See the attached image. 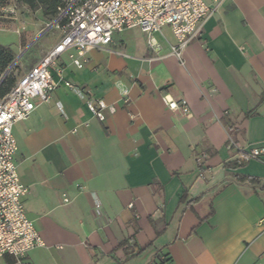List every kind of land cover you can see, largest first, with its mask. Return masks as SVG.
Wrapping results in <instances>:
<instances>
[{
    "label": "crops",
    "instance_id": "crops-1",
    "mask_svg": "<svg viewBox=\"0 0 264 264\" xmlns=\"http://www.w3.org/2000/svg\"><path fill=\"white\" fill-rule=\"evenodd\" d=\"M166 27L154 34L159 53L134 28L82 68L60 57L77 89L61 82L13 127L26 214L44 245L3 264H264V154L246 159L264 146V0H224L181 56ZM86 93L115 112L100 121Z\"/></svg>",
    "mask_w": 264,
    "mask_h": 264
},
{
    "label": "built area",
    "instance_id": "built-area-1",
    "mask_svg": "<svg viewBox=\"0 0 264 264\" xmlns=\"http://www.w3.org/2000/svg\"><path fill=\"white\" fill-rule=\"evenodd\" d=\"M224 0H60L55 27L61 36L57 44L23 75L19 76L10 91L0 99V264L5 256L23 260L28 252L44 241L34 221L25 210L24 196L28 193L18 175L16 164L17 141L14 125L27 119L43 103L51 100L58 85L63 82L71 89L76 86L67 80L60 65V57L67 54L72 63L82 68L86 54L92 49H103L113 41L115 33L138 28L146 33L150 49L159 53L162 44L156 32L170 27L176 43L171 51L181 56L184 48L200 38L204 23L213 10ZM18 0H11L0 9V16L18 19ZM52 21V22H53ZM92 114L105 121L107 112L116 108L90 93L84 94ZM124 102H129L127 89L122 92ZM171 110L188 111L184 100L167 99ZM240 147L233 139L229 147ZM264 146L254 147L246 159H260ZM69 202V198L64 199ZM264 223V220L263 222Z\"/></svg>",
    "mask_w": 264,
    "mask_h": 264
},
{
    "label": "rangeland",
    "instance_id": "rangeland-1",
    "mask_svg": "<svg viewBox=\"0 0 264 264\" xmlns=\"http://www.w3.org/2000/svg\"><path fill=\"white\" fill-rule=\"evenodd\" d=\"M10 2L11 0H6V4ZM42 16H44L42 9H32L24 4L22 0H19L18 19L0 16V43L16 50L20 39L22 44L20 51H22L27 45L23 41L24 33H31L36 29L35 25L39 19L43 18ZM53 20L54 18L51 19L49 23ZM166 28L167 27L164 29ZM18 32H20V34ZM60 36L61 33L55 26L44 33L42 37L16 62V68L14 70L15 75L17 77L23 75L46 54L50 43H52V41H57ZM156 36L158 35L156 34ZM20 51L15 52L16 56Z\"/></svg>",
    "mask_w": 264,
    "mask_h": 264
},
{
    "label": "trees",
    "instance_id": "trees-1",
    "mask_svg": "<svg viewBox=\"0 0 264 264\" xmlns=\"http://www.w3.org/2000/svg\"><path fill=\"white\" fill-rule=\"evenodd\" d=\"M22 2L28 5L32 9H39V8L42 9L44 17L48 20H51L56 17L57 9L58 6L60 5V0H22ZM3 5H6V0H0V9ZM15 58H16V53L12 49V47L0 43V80L3 77V80L0 84V99L10 91V89L15 84L18 78L14 73V70L16 68L15 65L5 75L6 71L12 65ZM243 162L244 161H241L240 164H242ZM201 167L203 166L201 165ZM241 178L242 177H240L239 179ZM250 180H253V178H250ZM152 223L157 228V222L152 220ZM157 231L159 233L161 230L157 229ZM163 261H167V255H165V259Z\"/></svg>",
    "mask_w": 264,
    "mask_h": 264
},
{
    "label": "water",
    "instance_id": "water-1",
    "mask_svg": "<svg viewBox=\"0 0 264 264\" xmlns=\"http://www.w3.org/2000/svg\"><path fill=\"white\" fill-rule=\"evenodd\" d=\"M56 24V21H53L49 24H47V26L34 38V40L32 42H30L15 58L14 62L12 63V65L8 68V70L6 71L5 75L12 69V67L16 64V62L22 57V55L28 51L35 43L36 41L44 34L46 33L49 29H51L52 27H54ZM3 80V77L2 79L0 80V84Z\"/></svg>",
    "mask_w": 264,
    "mask_h": 264
}]
</instances>
